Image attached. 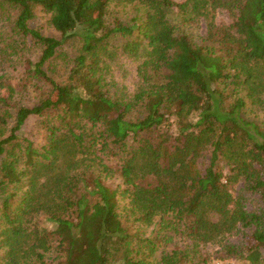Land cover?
Returning a JSON list of instances; mask_svg holds the SVG:
<instances>
[{"label": "trees", "instance_id": "trees-1", "mask_svg": "<svg viewBox=\"0 0 264 264\" xmlns=\"http://www.w3.org/2000/svg\"><path fill=\"white\" fill-rule=\"evenodd\" d=\"M216 10L232 23L187 31ZM4 27L0 264H264V124L246 114L264 110V0H0ZM116 51L139 62L131 96L110 91ZM32 116L41 147L17 134Z\"/></svg>", "mask_w": 264, "mask_h": 264}, {"label": "rangeland", "instance_id": "rangeland-1", "mask_svg": "<svg viewBox=\"0 0 264 264\" xmlns=\"http://www.w3.org/2000/svg\"><path fill=\"white\" fill-rule=\"evenodd\" d=\"M176 3L184 2L185 0H173ZM111 9H114L117 17L120 19H129L132 10L130 7H119L115 4L111 5ZM176 11V10H173ZM50 17L51 15L48 13L41 12L39 9L36 10L34 19L30 22V27L33 29L38 30L42 35L47 37H53V38H59L60 34L57 33L50 24ZM13 16L10 17V22L12 21ZM209 23L214 24L216 26H228L232 23V15L231 13H228L225 10H216L213 14L210 15L209 19L204 20L203 18H200L197 22L193 23L192 26H187L186 29L189 33H192L195 37H202L205 32L207 31V25ZM1 31H6V38L10 40H14V36L9 32V29L4 27L0 29ZM122 41L116 40L115 45H118ZM27 50L24 52V57L29 59H35V57H38V49L34 48L32 49V44L30 43V40H27ZM116 54L113 56L112 60H107L108 64V78L107 81L110 84H115L116 86H111L112 92H115L116 89L122 90L123 93L131 96L134 91L135 87L137 85V74H136V68L139 64L138 61H135L134 59L123 55L120 53V51H116ZM7 59V60H6ZM10 61L6 56L0 58V62L3 61ZM22 62L19 63V65ZM10 65V70H12V75L16 76L15 79L16 84L18 83V80L20 79V74L23 73V69L21 67H14L12 64L7 63V65ZM55 67V69L52 72V77H54L58 82H62L65 80V67L62 62H54L51 64ZM2 69V68H1ZM0 69V71H1ZM14 82V81H11ZM26 95H29V93H26ZM28 96H26L27 98ZM247 108H246V114L251 119H256L257 121H260L264 124V110H262L259 106L253 107L249 105V102L247 100ZM25 106L31 107V103L26 100L24 102ZM264 106V104H263ZM38 118L35 116L30 117L25 125L21 128V130L17 133L18 136L21 139H27L34 143L35 146L41 147L45 144L46 141V132L45 129L40 127L38 123ZM208 155H205L202 159H200V162L198 166L201 169H204L208 164ZM223 162L218 164L219 170L222 171L223 175L228 174V169L225 165L222 164ZM111 165H114V162L111 163ZM117 174H114L108 181L109 184L112 187H116V185L119 183V180L117 179ZM235 191L239 189V185L234 186ZM144 229V228H143ZM151 228H149L147 231L149 232ZM182 243L180 242L179 237L174 236L172 239L167 240L163 245V251L167 252L172 250L175 246H181ZM203 253L214 257L215 253L217 251L216 246L208 245L204 247ZM1 255V253H0ZM210 264H222L218 260L212 259Z\"/></svg>", "mask_w": 264, "mask_h": 264}]
</instances>
